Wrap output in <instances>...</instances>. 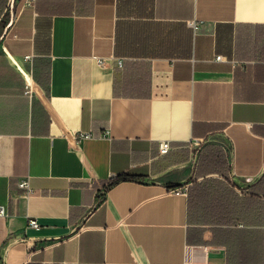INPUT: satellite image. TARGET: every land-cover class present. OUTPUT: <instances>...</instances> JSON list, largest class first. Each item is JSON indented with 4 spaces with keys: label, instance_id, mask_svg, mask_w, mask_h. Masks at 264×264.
Here are the masks:
<instances>
[{
    "label": "crops",
    "instance_id": "0c3cea01",
    "mask_svg": "<svg viewBox=\"0 0 264 264\" xmlns=\"http://www.w3.org/2000/svg\"><path fill=\"white\" fill-rule=\"evenodd\" d=\"M0 207V264H264V0H0Z\"/></svg>",
    "mask_w": 264,
    "mask_h": 264
},
{
    "label": "built area",
    "instance_id": "2783aa9c",
    "mask_svg": "<svg viewBox=\"0 0 264 264\" xmlns=\"http://www.w3.org/2000/svg\"><path fill=\"white\" fill-rule=\"evenodd\" d=\"M26 59H30L27 57ZM101 63H104V60L101 59ZM90 134H81V138H90ZM171 150V146L169 142H161L159 144V153L160 155H166ZM19 189L23 192V194L28 195L31 192V184L29 179L21 180L18 183ZM188 186H182L181 188L175 189L174 191L177 193L187 194ZM7 212L4 207H0V217L5 218L7 217ZM29 228L37 229L40 227V224L37 220H30L28 224Z\"/></svg>",
    "mask_w": 264,
    "mask_h": 264
},
{
    "label": "trees",
    "instance_id": "16d2710c",
    "mask_svg": "<svg viewBox=\"0 0 264 264\" xmlns=\"http://www.w3.org/2000/svg\"><path fill=\"white\" fill-rule=\"evenodd\" d=\"M131 179H132V176L130 174H123V175L116 176L115 178H113L110 181V183L108 184V187H111V186L116 185L120 182L128 181Z\"/></svg>",
    "mask_w": 264,
    "mask_h": 264
}]
</instances>
